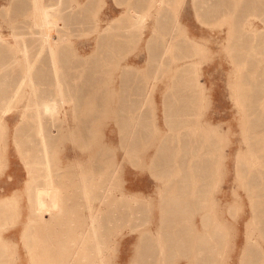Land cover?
<instances>
[{"label":"rangeland","instance_id":"374dc122","mask_svg":"<svg viewBox=\"0 0 264 264\" xmlns=\"http://www.w3.org/2000/svg\"><path fill=\"white\" fill-rule=\"evenodd\" d=\"M53 1L55 0H40L46 3ZM158 1L63 0V14L73 9L86 18L84 24L75 26L68 19L66 21L68 28L64 39L71 48L70 55L81 60L83 64L77 65L73 61L70 71L60 66V69L67 71L66 79L71 80V83H66L64 99H60L61 109L53 120L54 139L50 142L52 165L55 171L63 176L61 191L63 189L62 194L67 196L70 219L66 222L67 227H64L66 228L64 230L53 222L52 218L44 221L34 218L35 237L23 235L28 219L32 218L27 192L30 173L15 134L18 128L26 129L24 118L29 114H26V110L31 94L30 84L26 83L12 102L11 111L6 113L4 126L0 129V162H2L0 199H9L12 207L7 221L0 223V245H8V261L2 264H32L30 253L31 247L33 249L34 246H36L35 252H41L40 255L44 253V264H47L48 259L53 264H63L64 261L68 263L73 261L75 255L80 256L78 247L84 244L81 245V240L89 241V237L82 234L86 232V225L89 222L91 214L89 206L93 211L104 207L101 198L96 197L94 189L90 188V180L97 174L98 154L109 162L112 160L115 162L111 181L109 180V188L114 195L124 192L146 201L149 205L139 214L135 222L124 218L123 221L113 223L112 239L104 251L106 264L136 263L138 250L143 246L138 241L140 232L151 229L156 233V228L160 224L159 191L162 181L155 169L157 164L151 162L167 133L165 110L172 91L170 90L172 74L177 64L186 60L182 54L179 55L172 50L164 63L162 65L159 63L157 50H152V46L161 39H168L170 35L186 36L193 44V53L191 50L192 56L189 61L194 63L190 66V74L194 78L198 107L192 111L191 116L198 119V122L211 121L217 125L221 134L219 150L222 156L221 164L212 179L216 196L218 199L224 195L230 196L232 187L233 191H238L240 195L237 201L229 202L230 209L226 211L225 218L231 223V237L225 252L220 255L216 264L239 263L244 242L239 244L237 238L239 235L244 240V237L243 229L236 230L234 223L249 215L250 207L244 190L235 182L237 177L234 169L236 154L248 151L244 138V118H242L245 112L236 95L240 85V72L236 68L239 62L237 51L232 47L235 37L231 34L238 24L236 19L238 13L232 14V10L238 8V4L235 7L226 5L227 7L222 6L217 9V0H161L162 3H157ZM225 1L229 2V0ZM28 6L29 3L27 8ZM130 6L137 7V10L144 15L141 18L142 23L140 20L139 25L136 24L125 42L109 54L115 58L117 64L110 69L105 68V65L101 64L108 56L102 51L101 36L108 32L106 27L109 24L120 25L129 20ZM25 7L13 0H0V85H11L9 94H12L13 88L23 78L26 70V65L20 57L18 37H25L31 53L37 51L41 43L39 35L33 32L32 28L37 29V22H32L30 18L27 20L20 11ZM208 7L217 10H208ZM161 8L163 10L159 13ZM244 19V27H249L251 24L264 29V13L261 11L250 9L244 12ZM15 20H27V22H21L13 29L12 22ZM260 39H257L256 43L264 42V32ZM49 57V51H45L36 62L34 81L37 88L45 90L47 87L52 95H56L54 84L51 82L54 76ZM260 59L262 76L257 83L259 91L264 92V50ZM96 64L102 66L103 74L107 73L99 82H96L94 77L93 68H96ZM124 65L146 81L147 88L143 96H139L135 91L123 93L119 72ZM79 71L81 83L77 85L74 84V77L68 75L78 76ZM48 80L50 82H47ZM254 83L247 82V84ZM97 90L102 92L99 110H96L97 105L100 104ZM141 105L146 132L141 130L142 126L136 130L132 124L138 116ZM257 117V114H254L252 119ZM44 120L46 121L45 118ZM49 124L47 130L52 125ZM132 135L135 140L134 151L126 152L125 145H130ZM167 138L169 139V133ZM80 215L85 217L83 221ZM197 224L200 225L198 221ZM32 240L35 241L34 244H31ZM66 246L69 248L68 252L65 251ZM261 246L264 251L262 240ZM94 256L91 255V264L97 263L92 259ZM173 257L171 264H185L194 260L186 246H183Z\"/></svg>","mask_w":264,"mask_h":264},{"label":"bare ground","instance_id":"6f19581e","mask_svg":"<svg viewBox=\"0 0 264 264\" xmlns=\"http://www.w3.org/2000/svg\"><path fill=\"white\" fill-rule=\"evenodd\" d=\"M13 1L23 7L26 6L20 11L24 13L27 20L31 19L32 22H37V29L32 28L33 32L39 35L41 41L37 51L31 53L25 37H18L20 57L26 65V70L23 78L13 88L12 94H9L11 85H0V129L4 126L5 115L9 113L12 102L22 87L26 83H29L31 87L26 110V114H29L28 116L24 114L26 115L24 118L26 129L18 128L15 137L24 161L29 167L30 178L27 192L32 218L28 219L23 235L32 238L35 235L33 231L34 218H39L41 221L52 218L51 220H54L53 222L59 224V227H63L64 230L66 229L64 227H67L66 222L70 219L67 196L62 194L63 189L61 191L63 176L57 173L52 165L50 142L54 139L52 135L53 120L61 109L60 99H64L66 83H71V80L66 79L67 71L60 69V66L66 67L70 71L72 63L83 64L81 60L76 59L75 56L72 58L70 55L72 54L71 48L67 46L64 39L68 28L66 21L68 19L75 26L84 24L86 18L81 13L77 14L73 9L63 14V0H55L51 3L40 2V0ZM162 1L159 0L157 3H162ZM223 1L217 0V9L226 5L235 7L238 4V8H234L235 11L232 10V14L238 13L236 16L238 24L235 25L231 34L235 37L232 47L237 51L239 64L236 68L240 72V85L236 95L245 112V116L242 118H244V138L248 148L246 152L237 153L234 162L235 177H237L235 182L244 190L250 207L249 215L239 219L236 224L234 223L237 227L236 230L243 229L244 237V240L239 235L237 238L239 244L244 242L238 264H264V251L261 246V240L264 241V92L259 91L257 83L262 76L260 56L264 50V42L256 43V40L262 37L264 29L251 24L249 27L243 26L245 23L244 12L253 9L256 12L264 13V0H229L227 3L225 0ZM208 8V10L214 9ZM129 9V20L125 24H109L106 27L108 32L101 36L102 51L106 52L108 56L106 61L101 64L105 65V68L110 69L117 64L115 58L109 54L113 53L112 50L116 51L125 42L132 29L139 25L138 22L140 23L141 18L144 17L137 7L130 6ZM162 10L161 8L159 13ZM27 20L13 21L12 28L15 29L19 23L27 22ZM152 48V50H157L161 65L172 50H175L179 55L182 54L186 60L177 64V68L175 67L176 70L172 74L170 89L172 91L165 110L167 133L151 162L157 164L155 169L162 181L159 191L160 224L156 228V233L151 229L140 232L138 241L143 246L138 250V258L136 257L137 261L134 263L171 264L173 256H176L183 246H186L194 260L185 264H216L217 259L225 252V247L231 237V223L225 218L226 211L230 209L229 202L237 201L240 195L238 191H233L232 187L230 196L224 195L220 199L216 196L212 179L221 164L222 156L219 150L222 138L217 125L207 120L198 122V119L191 116L192 111L198 107L194 78L190 74V66L194 63L189 61L193 53L191 39L186 36L170 35L168 39L155 42ZM45 51H49L50 54L49 62L53 66L54 76L51 82L54 84L56 95H52L47 87L45 90L37 88L34 81L36 62L40 60ZM95 67L93 68L94 77L96 82H99L101 77L107 73H102V66L96 64ZM127 68L129 67L124 65L119 72L123 93L135 91L139 96H143L147 88L146 81ZM79 75L80 71L78 76L68 75V77H74V84L79 85L81 83ZM248 81L255 83L247 84ZM97 92L99 94L98 101L102 102V92L100 90ZM101 102L97 105L96 110L101 108ZM142 110L141 105L138 109V116L136 115L137 118L135 116L136 120L132 124L136 130L142 126L141 130L146 132ZM254 114H257L258 117L253 120ZM48 123L52 124L49 130L46 129ZM168 133L169 139L167 138ZM129 142L130 145H125L126 152L134 151V135ZM96 160L97 174L91 178L90 188L94 189L96 197L101 198L104 207L93 211L92 207L88 205L91 214L86 225V232L82 234H86L89 241L81 240V245L86 243V246L83 244L84 246L78 247L80 256L75 255L72 262L64 261L63 264H91V255H95L92 259L97 261L96 264H106L104 251L112 239L113 223L123 221L124 218L135 222L138 220L139 214L149 207L146 201L136 196H130L124 192L114 195L109 185L115 162L112 160L110 163L109 160L101 158L99 154ZM155 161L157 162L155 163ZM217 180L215 179V181ZM86 187L89 188L88 185ZM11 208L9 199H0V223L7 221ZM80 216L83 221L85 217ZM197 221L200 225L197 224ZM33 242L35 241L32 240L31 244ZM7 247V244L0 245V258H2L0 261L2 263L7 257ZM34 248L31 247L30 253L32 264H44V253L40 255L41 252H35ZM65 249L68 252V246ZM47 264L53 263L48 259Z\"/></svg>","mask_w":264,"mask_h":264},{"label":"crops","instance_id":"0c3cea01","mask_svg":"<svg viewBox=\"0 0 264 264\" xmlns=\"http://www.w3.org/2000/svg\"><path fill=\"white\" fill-rule=\"evenodd\" d=\"M0 260H2V258H0ZM7 261H8V257L5 258L4 262H7ZM0 264H2V261H0Z\"/></svg>","mask_w":264,"mask_h":264}]
</instances>
